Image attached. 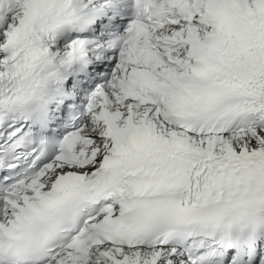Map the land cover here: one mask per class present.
Segmentation results:
<instances>
[{
	"label": "snow or ice",
	"instance_id": "1",
	"mask_svg": "<svg viewBox=\"0 0 264 264\" xmlns=\"http://www.w3.org/2000/svg\"><path fill=\"white\" fill-rule=\"evenodd\" d=\"M0 264H264V0H0Z\"/></svg>",
	"mask_w": 264,
	"mask_h": 264
}]
</instances>
